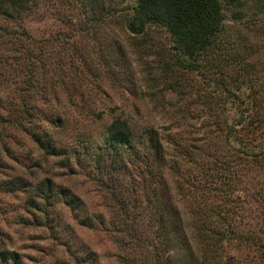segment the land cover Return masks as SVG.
Returning a JSON list of instances; mask_svg holds the SVG:
<instances>
[{"label":"trees","instance_id":"obj_1","mask_svg":"<svg viewBox=\"0 0 264 264\" xmlns=\"http://www.w3.org/2000/svg\"><path fill=\"white\" fill-rule=\"evenodd\" d=\"M71 1L81 17L78 29L105 25L122 12L135 52L149 54L154 46L149 42L150 28L164 32L166 49L153 53L159 57L161 74L173 77L161 82L180 98L181 76L195 75L198 80L190 85L188 101L177 99L169 109L161 103L170 118L161 127L164 131L141 124L135 133L128 118L117 115L104 124L102 142L93 152L78 135L72 145L66 143L56 133L68 122L82 123L85 118L79 111L86 105L67 97L75 94L72 85L87 78L67 64L69 55L55 57L52 66L66 98L64 103L46 101L45 108L38 107L27 87L31 90L37 84L34 73L46 85L45 65L50 59L44 54L43 40H32L21 25L37 3L0 0V80L11 82L10 77L23 75L18 101L5 105L7 114L1 122L14 127L25 122L31 143L44 155L61 156L62 164L80 163L86 156L97 165L106 159L133 164L143 181L138 198L146 203V210L152 208L156 223L159 246L148 245L155 264H251L252 258L264 262V0H254L253 18L236 22L235 38L226 33L220 0H133L125 7H117L113 0ZM236 2L235 21L242 18L244 6ZM8 23L19 30L4 26ZM146 77L154 82L150 75ZM47 84L53 96V81ZM85 85L78 96L91 93L90 81ZM95 115L90 121L100 116ZM39 117L45 126L34 121ZM0 149H6L5 143H0ZM173 157L180 159L173 161ZM170 176L173 195L166 183ZM182 184L189 185L188 193L180 192ZM33 193L44 203L54 194L72 209L80 205L77 196L66 188L54 189L47 178ZM123 201L115 199L120 210L126 208ZM123 214V220H128ZM69 254L74 263L79 264L82 256L88 260L83 262L95 264L92 252ZM0 264L26 263L17 251L0 248Z\"/></svg>","mask_w":264,"mask_h":264},{"label":"rangeland","instance_id":"obj_2","mask_svg":"<svg viewBox=\"0 0 264 264\" xmlns=\"http://www.w3.org/2000/svg\"><path fill=\"white\" fill-rule=\"evenodd\" d=\"M132 1L113 0V3L117 7H125ZM220 2L226 33L235 38V30L239 26L236 22L244 23L253 18L251 7L255 2L237 0L236 3H244V6L242 18L236 21L235 0ZM30 3H37V6L21 25L32 40H43L44 54L49 56L51 63L45 65L46 85L41 84L42 80L34 73L37 84L31 90L27 87L34 103L42 109L56 100L64 103L66 95L59 91L62 87L52 66L55 57L69 55L71 58L67 64L85 75L93 87L91 93L78 96V89L87 81L72 85L75 94L68 95L67 99L79 103L84 101L86 105L79 112L85 119L80 124L68 122L58 130L57 136L65 139L66 143L72 145L78 135L93 152L96 144L102 142L104 124L117 115L128 118L135 133L139 132L141 124L164 131L161 127L167 126L170 118L161 110V103H166L163 107L169 109L177 99L188 101L192 91L190 85L198 80L195 75L181 76L183 92L180 98L167 89L168 84L161 82H169L173 77L161 74L159 57L153 53L166 49L168 38L164 32L150 28L149 42L154 46H151L149 54H143L130 47L131 38L123 25L122 12L105 25L83 30L78 29L81 17L74 9L73 1L30 0ZM102 3H110V0H102ZM4 26L16 32L19 30L14 23ZM61 66L66 69L64 64ZM147 74L154 78V82L147 81ZM22 76L10 77L11 82L0 80V143L6 145L5 150L0 149V248L17 251L26 264H77L78 261L74 263L69 253L81 255L83 251L93 253L95 264H155L148 245L159 246L155 236L156 223L151 215L152 208L146 210V203L139 199L143 181L133 164L106 159L97 165L87 156L80 163L67 160L62 164L61 156L44 155L31 143L25 122L21 127L1 122L2 116L7 114L5 105L12 106L18 101ZM49 81H53V96L48 94ZM151 85L155 87L151 88ZM96 113L99 118L90 121L91 114ZM37 119L34 121L38 126L46 125L41 117ZM172 159L178 162L180 158ZM46 178L54 189L66 188L77 196L79 207L70 208L54 194L46 203L33 197L35 188ZM172 179L168 177L166 183L173 195ZM15 183L20 186H14ZM189 190L188 184H182L180 192L188 193ZM119 198L124 200L122 204L126 208L118 209L115 199ZM135 205L137 207H133ZM178 207L182 209L183 204H178ZM123 213L128 215V220H123ZM84 260L88 261L81 256L79 264H88ZM250 263L264 264L254 258Z\"/></svg>","mask_w":264,"mask_h":264}]
</instances>
